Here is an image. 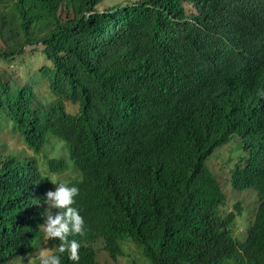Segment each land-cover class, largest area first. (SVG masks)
Returning <instances> with one entry per match:
<instances>
[{"label":"trees","instance_id":"1","mask_svg":"<svg viewBox=\"0 0 264 264\" xmlns=\"http://www.w3.org/2000/svg\"><path fill=\"white\" fill-rule=\"evenodd\" d=\"M103 1L0 0V130L34 152L59 140L78 172L66 184L79 188L73 207L85 234L69 237L79 261L65 253L61 264H98V240L111 258L130 241L149 264H264V0L99 10ZM35 44L50 64L21 84L10 69ZM39 78L48 105L34 91ZM235 134L249 153L230 186L260 196L243 241L232 236L235 213L219 215L224 195L205 166ZM3 149L0 264H9L40 249L49 175L69 166L46 159L41 171Z\"/></svg>","mask_w":264,"mask_h":264},{"label":"rangeland","instance_id":"2","mask_svg":"<svg viewBox=\"0 0 264 264\" xmlns=\"http://www.w3.org/2000/svg\"><path fill=\"white\" fill-rule=\"evenodd\" d=\"M141 0H104L97 6L99 10H104L117 4H126L139 2ZM188 11H194L191 6L187 7ZM3 11L7 12L6 8ZM59 18L65 20V11L62 10L59 13ZM5 48L4 37L0 35V51ZM40 52V46L35 44L33 46H26L24 54L21 56L22 62H19V58L13 64L11 73L18 80L19 83H23L27 78L37 70L40 65L44 66L50 64L43 59ZM7 69V68H6ZM9 72V70H4ZM35 93L44 105H48L51 101L48 87L43 79L38 80V85L34 87ZM66 112L75 114L78 111V106L64 103ZM0 145L4 147L3 152L5 154H15L20 158H33L38 162L39 169L45 171L46 159H64L68 163V170L64 173L49 175L52 181V191H55L57 185L53 183H68L71 180L78 177V172L73 169L72 162L68 160V154L66 148L59 140L50 139V142L39 151L34 152L27 149L21 137L18 134H11L6 129L0 130ZM249 152L245 151L242 147L241 139L235 134L229 141L217 147L213 153L207 158L205 166L215 177L223 195L224 200L218 207V213L221 216H226L228 213H235V220L232 224V236L237 241H243L248 228L251 226L256 208L260 201V196L256 190H245L242 192L235 191L230 186V176L237 164H240V159L248 155ZM47 205L45 204V210ZM54 211V209H53ZM44 223V222H43ZM42 229V228H41ZM43 232V230H42ZM96 251V259L98 264H149L147 260L142 256L140 250L130 241H124L121 243V253L111 258L103 249L102 241L98 240L92 243ZM42 247H52V240H48L43 232V239L40 249ZM38 249L33 254L23 257L22 264H29V258H31V264H38ZM53 249V247H52ZM9 264H20V259L13 261Z\"/></svg>","mask_w":264,"mask_h":264},{"label":"clouds","instance_id":"3","mask_svg":"<svg viewBox=\"0 0 264 264\" xmlns=\"http://www.w3.org/2000/svg\"><path fill=\"white\" fill-rule=\"evenodd\" d=\"M264 95V93H258ZM57 185L55 191H48L43 201L47 205L41 213L44 223L40 225L45 237L48 240H58L60 243L52 247H42L38 252L39 264H61V256L65 253L73 262L80 259V243L76 239H69L70 236H83L84 220L77 208L73 207L75 198L79 195V188L75 185L69 186L66 183H53ZM53 209L58 210L55 214ZM22 264V257H19ZM31 264V258H29Z\"/></svg>","mask_w":264,"mask_h":264}]
</instances>
